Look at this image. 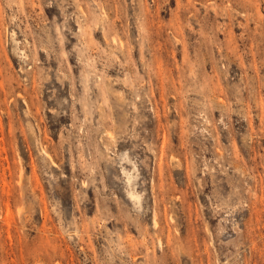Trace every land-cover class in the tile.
Here are the masks:
<instances>
[{"label":"rangeland","instance_id":"374dc122","mask_svg":"<svg viewBox=\"0 0 264 264\" xmlns=\"http://www.w3.org/2000/svg\"><path fill=\"white\" fill-rule=\"evenodd\" d=\"M0 264H264V0H0Z\"/></svg>","mask_w":264,"mask_h":264}]
</instances>
